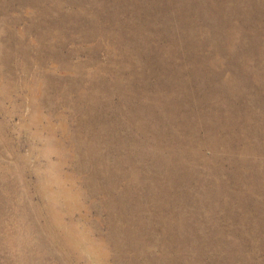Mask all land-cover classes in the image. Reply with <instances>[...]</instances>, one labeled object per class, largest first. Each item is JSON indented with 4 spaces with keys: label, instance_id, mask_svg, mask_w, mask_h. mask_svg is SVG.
Returning a JSON list of instances; mask_svg holds the SVG:
<instances>
[{
    "label": "rangeland",
    "instance_id": "374dc122",
    "mask_svg": "<svg viewBox=\"0 0 264 264\" xmlns=\"http://www.w3.org/2000/svg\"><path fill=\"white\" fill-rule=\"evenodd\" d=\"M0 264H264V0H0Z\"/></svg>",
    "mask_w": 264,
    "mask_h": 264
}]
</instances>
